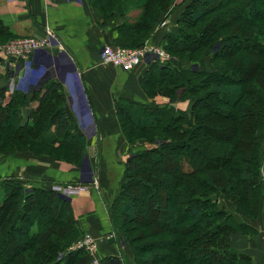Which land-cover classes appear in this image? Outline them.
<instances>
[{
	"label": "trees",
	"instance_id": "16d2710c",
	"mask_svg": "<svg viewBox=\"0 0 264 264\" xmlns=\"http://www.w3.org/2000/svg\"><path fill=\"white\" fill-rule=\"evenodd\" d=\"M97 2L102 19L118 15L124 20L115 29V47L131 49L150 43L156 27L180 5L176 0ZM183 2L189 3L178 15L175 33L164 38L163 49L173 61L157 60L139 83L149 98L173 100L182 88L180 100L190 103L189 108L120 101L122 133L138 149L127 160L124 182L110 203V219L135 264H253L249 256L235 251L231 237L256 234L249 223L260 211L264 30L250 25L264 27V0L240 15L238 0L220 1L216 7H209V0ZM2 30L0 22V34ZM212 45L215 50L207 52ZM194 53L199 60L211 54V70L182 65L193 63ZM6 94L0 89V124L5 121L11 128L8 133V127L0 128V156L48 155L79 167L86 140L61 85L49 83L34 93L39 100L28 122H21L20 109L28 105L22 93L15 92L9 100ZM214 117L219 126L210 130ZM137 133L143 136L136 141L132 135ZM208 134L218 135L213 155L204 152ZM6 146L12 153H4ZM44 148L66 154L54 158ZM133 198L148 210L150 221L141 218ZM115 208H120L118 213ZM129 222L145 244L137 247L123 230ZM21 232L27 245L15 249L10 245ZM81 233L67 197L52 189L0 181V250L11 251L3 264H89L84 250H70ZM144 254L154 256L155 262L143 260Z\"/></svg>",
	"mask_w": 264,
	"mask_h": 264
},
{
	"label": "crops",
	"instance_id": "0c3cea01",
	"mask_svg": "<svg viewBox=\"0 0 264 264\" xmlns=\"http://www.w3.org/2000/svg\"><path fill=\"white\" fill-rule=\"evenodd\" d=\"M178 3L163 24L156 27L149 40L153 46L163 48L166 34L175 33L174 22L186 2ZM123 21L118 15L102 19L100 6L94 0H0V47L20 38H43L47 31L52 35L49 47L35 51L26 60H11L0 51V89H6V100L15 92L22 93L28 105L20 109L21 122H28L39 100L34 93L49 83H58L86 140L79 167L48 155L0 157V181L55 191L65 186H86L84 192L68 200L80 230L99 242V264H135L123 241H111L109 204L124 182L127 160L138 149L129 145L122 133L119 103L125 100L150 106L169 104L165 97H147L139 83L157 62L154 55H147L130 71L102 64L104 46H115V29ZM183 105L186 102L178 107L184 109ZM261 171L260 211L249 223L257 232L253 236L238 233L231 237L235 251L249 256L253 264H264V158ZM238 220L245 221L239 217Z\"/></svg>",
	"mask_w": 264,
	"mask_h": 264
},
{
	"label": "rangeland",
	"instance_id": "374dc122",
	"mask_svg": "<svg viewBox=\"0 0 264 264\" xmlns=\"http://www.w3.org/2000/svg\"><path fill=\"white\" fill-rule=\"evenodd\" d=\"M98 0H94V3L95 4H98V2H97ZM177 2H181L182 3V1H189V0H176ZM209 1H211V3H213V4H210V6L209 7H216V5H217V3H219L220 1H224V0H209ZM239 2H241V4H242V7H240L241 9H243V13H242V10L240 11H237V14H245L247 11H251V9L254 11V9H255V5H256V2L258 1V0H238ZM186 3H189V2H186ZM178 4H180V3H178ZM183 9H185V6H184V8ZM183 9L181 10V12L183 11ZM208 9V8H207ZM211 9V8H210ZM175 10H179V8H176ZM180 12V13H181ZM180 13H179V15H180ZM165 16V15H164ZM230 17V16H229ZM177 20V19H176ZM174 23H176V21L174 22ZM173 23V24H174ZM159 26V25H158ZM250 27L251 28H256V29H259L260 31L262 30H264V27L263 26H261V27H259V25L258 24H251L250 25ZM193 30V29H192ZM112 47H115V46H112ZM119 47V46H118ZM142 47V46H141ZM234 47V46H233ZM123 48H128V49H131L130 47H123ZM137 48H140V47H137ZM215 48L216 47H214L213 48V45L212 46H210L209 47V49L207 50V52H209V50H212V51H214L215 50ZM166 52V51H165ZM167 53V52H166ZM168 55H169V53H167ZM172 55V54H171ZM210 55L211 54H204V56L202 57V58H200V60L198 59V57H199V55H197L196 53H194L193 55H192V58L191 59H193V63H190V65H187L185 62L184 63H182V65H185L188 69H192V70H196V71H205V70H211V66H212V60H211V58H210ZM170 56V55H169ZM171 57V56H170ZM236 58H238V56H235ZM172 61H173V59H172ZM195 61V62H194ZM233 62H234V60L233 61H229L228 63L229 64H233ZM182 93H183V89L181 88V89H178L177 90V92H176V99H170V98H168V97H165V98H167V100H168V103L169 104H171V105H173L176 109H179V110H181V111H185V110H187V106L190 104V103H188V102H186V105H185V107H184V105H183V107H184V109L182 108H179L178 107V105L180 104V103H185V102H182V100H180L181 99V97H182ZM154 97H162L161 95H156V96H153L152 98H154ZM164 97V96H163ZM162 97V98H163ZM160 106V105H159ZM3 123L2 124H0V128L1 127H8V130H7V133H8V131H9V129L11 128L10 126H8L7 124H6V122L5 121H2ZM128 122H130L131 123V120L130 119H128V121H127V123ZM130 123H128V127H129V124ZM212 129H210V130H216V129H218V126H219V120H217L215 117H214V119H213V122H212ZM130 127H131V125H130ZM131 129H132V127H131ZM1 130V129H0ZM132 132V131H131ZM136 133V132H135ZM131 134H133V132L131 133ZM218 134V133H217ZM139 136H143V134H140V133H137L136 135H132V139L133 140H136L137 141V137H139ZM259 136H260V138H259V142L261 143V145H262V148H261V159H263L264 158V130L261 132V133H259ZM0 137H3L4 138V136L0 133ZM216 138H218V135H217V137ZM216 138H214L213 137V134L211 135V134H208L205 138H204V143H203V145H205L204 146V152L207 154H210V155H213L214 154V149L216 148V146L218 145L217 144V141H216ZM15 143H18V142H15ZM146 148H150V146H148V147H146ZM22 149V148H21ZM20 149V150H21ZM47 154H52V155H55L54 156V158H59L60 156H63L64 157V155L66 154V152H64V151H60V150H58V151H54V150H52V149H48V148H44L43 149ZM3 151H4V153H6V152H9V153H12L10 150H9V148L6 146V147H4L3 148ZM30 154V153H29ZM21 154H19V155H16V156H20ZM0 157H2V156H0ZM7 157H14V155H12V156H7ZM6 157V158H7ZM81 163V162H80ZM160 171V170H159ZM161 172V171H160ZM161 175H162V173H161ZM163 176V178L165 179L166 178V176H164V175H162ZM169 181V180H168ZM25 188L27 187L26 185L24 186ZM86 190V189H85ZM84 190V191H85ZM73 195H75V194H73ZM73 195H71V196H73ZM70 197V196H69ZM132 202L136 205V208H137V210L140 212H142L143 211V213L141 214V212H140V216H141V218L143 219V220H145V221H150L151 219H149V217H148V214H147V212H148V210L146 211V210H144L143 209V204H141L140 202H138V199L136 200L135 198H133V200H132ZM118 206V205H117ZM123 207V204H121L120 205V208H122ZM119 208V209H120ZM119 209H117V208H115L114 209V212L115 213H118V210ZM108 210L109 211H111V205L109 204V208H108ZM151 216V215H150ZM126 230V231H128V233L130 234V237H132L133 239H135L136 240V245H137V247L138 246H141V245H143V244H145L144 243V241H145V239L144 240H140V238H141V233L139 232V229L138 228H136V226H134L132 223H127L125 226H123V230ZM81 231V230H80ZM82 233V235H83V231H81ZM142 232H144V231H142ZM112 233H113V235L111 236V240H123L124 241V238H123V236L122 235H120V234H118L117 233V231L115 230V229H113L112 230ZM81 235V236H82ZM20 239H18V240H16V241H13L12 242V244L10 245L11 247H12V245L15 247V249L16 248H20V247H24V245H25V247H26V239H25V236H24V232H21V234H20ZM81 236H80V238H81ZM162 237V239H166V238H164V236H161ZM77 241V240H76ZM75 241V242H76ZM74 242V243H75ZM146 242V241H145ZM73 243V244H74ZM98 243L99 242H97V250H96V253H97V251H98ZM22 249V248H21ZM24 250V249H23ZM71 250V249H70ZM10 249L8 250V251H5V249H3V250H0V264H3V263H5L6 261H7V259L10 257ZM155 258H154V256L153 257H148V254H144L143 255V260H147V261H149L150 263H153V262H155V260H154ZM93 260H95V261H97L96 262V264H99L98 262V257L96 256V254H95V256L94 257H92V258H90V260L88 261V263L89 264H94L93 263Z\"/></svg>",
	"mask_w": 264,
	"mask_h": 264
},
{
	"label": "built area",
	"instance_id": "2783aa9c",
	"mask_svg": "<svg viewBox=\"0 0 264 264\" xmlns=\"http://www.w3.org/2000/svg\"><path fill=\"white\" fill-rule=\"evenodd\" d=\"M47 1V0H43ZM163 24V23H162ZM47 36L43 38H20L15 41L8 42L3 44L0 47L1 53L11 60L18 59H28L37 50L45 49L51 44V33L46 32ZM147 55H154L156 60L162 62H167L172 60L171 57L164 51L163 48H158L153 46L150 43L144 44L140 48H123V47H112L104 46L103 55L101 62L102 64L113 66L117 69H122L124 71H130L135 66L143 62V59ZM86 186L71 187L65 186L64 188H57V192L64 197H69L73 194H79L84 192ZM97 238L93 237L89 233H83L81 238H79L74 244L71 245V250H84L90 258L94 257L97 250ZM97 261L93 260V263L96 264Z\"/></svg>",
	"mask_w": 264,
	"mask_h": 264
},
{
	"label": "water",
	"instance_id": "95a60500",
	"mask_svg": "<svg viewBox=\"0 0 264 264\" xmlns=\"http://www.w3.org/2000/svg\"><path fill=\"white\" fill-rule=\"evenodd\" d=\"M111 241H113V240H111Z\"/></svg>",
	"mask_w": 264,
	"mask_h": 264
}]
</instances>
